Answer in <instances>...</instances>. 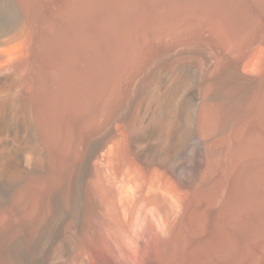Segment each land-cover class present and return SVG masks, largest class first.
<instances>
[{"label": "bare ground", "instance_id": "obj_1", "mask_svg": "<svg viewBox=\"0 0 264 264\" xmlns=\"http://www.w3.org/2000/svg\"><path fill=\"white\" fill-rule=\"evenodd\" d=\"M10 148L0 264H264V0H0Z\"/></svg>", "mask_w": 264, "mask_h": 264}, {"label": "rangeland", "instance_id": "obj_2", "mask_svg": "<svg viewBox=\"0 0 264 264\" xmlns=\"http://www.w3.org/2000/svg\"><path fill=\"white\" fill-rule=\"evenodd\" d=\"M9 151H10L9 154H8V153L5 154V155L0 159V160H1V161H0V166L6 165V164L8 163V161H9V159H10L9 156H11V151H12L11 148H10ZM25 158H26V157H22V158L19 159V161H20V162L22 161V162L24 163V162H25Z\"/></svg>", "mask_w": 264, "mask_h": 264}]
</instances>
